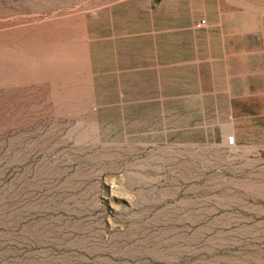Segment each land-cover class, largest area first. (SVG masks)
<instances>
[{"label": "rangeland", "instance_id": "obj_1", "mask_svg": "<svg viewBox=\"0 0 264 264\" xmlns=\"http://www.w3.org/2000/svg\"><path fill=\"white\" fill-rule=\"evenodd\" d=\"M0 264H264V0H0Z\"/></svg>", "mask_w": 264, "mask_h": 264}, {"label": "built area", "instance_id": "obj_2", "mask_svg": "<svg viewBox=\"0 0 264 264\" xmlns=\"http://www.w3.org/2000/svg\"><path fill=\"white\" fill-rule=\"evenodd\" d=\"M205 23H206L205 19H199L196 25L197 26H203ZM234 142H235V139H234L233 135L226 136V138H225V144L226 145L231 146L234 144Z\"/></svg>", "mask_w": 264, "mask_h": 264}, {"label": "bare ground", "instance_id": "obj_3", "mask_svg": "<svg viewBox=\"0 0 264 264\" xmlns=\"http://www.w3.org/2000/svg\"><path fill=\"white\" fill-rule=\"evenodd\" d=\"M226 8V7H225Z\"/></svg>", "mask_w": 264, "mask_h": 264}]
</instances>
